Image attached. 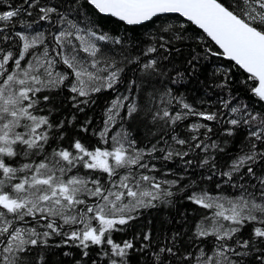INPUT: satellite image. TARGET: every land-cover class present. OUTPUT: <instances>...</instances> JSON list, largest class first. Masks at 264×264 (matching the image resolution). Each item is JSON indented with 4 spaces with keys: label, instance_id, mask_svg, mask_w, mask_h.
I'll list each match as a JSON object with an SVG mask.
<instances>
[{
    "label": "snow or ice",
    "instance_id": "6c2138e0",
    "mask_svg": "<svg viewBox=\"0 0 264 264\" xmlns=\"http://www.w3.org/2000/svg\"><path fill=\"white\" fill-rule=\"evenodd\" d=\"M0 264H264V0H0Z\"/></svg>",
    "mask_w": 264,
    "mask_h": 264
}]
</instances>
